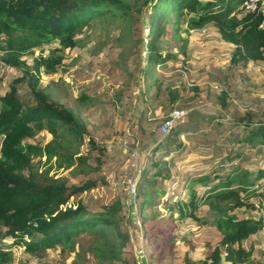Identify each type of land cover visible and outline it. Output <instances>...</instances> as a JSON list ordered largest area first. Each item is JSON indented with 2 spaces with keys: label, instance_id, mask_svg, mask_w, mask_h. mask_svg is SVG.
<instances>
[{
  "label": "rangeland",
  "instance_id": "374dc122",
  "mask_svg": "<svg viewBox=\"0 0 264 264\" xmlns=\"http://www.w3.org/2000/svg\"><path fill=\"white\" fill-rule=\"evenodd\" d=\"M146 9L143 6V10ZM149 9L154 15L164 10ZM167 28L170 29V25ZM147 32V26L136 18L107 16L96 19L77 33L74 48L61 53V65L52 72L42 69L39 74L41 89L57 103L79 114L86 134L83 145L74 150L75 155L66 163L57 158L47 162V157L43 156L35 158L34 164L40 174L48 171L51 178L68 179L75 184L96 180L97 185L82 195L90 208L116 202L124 216L125 225L121 232L130 235V244L123 251L126 263L118 261L114 264H143L145 250L139 240L144 229L139 227L138 234L135 231L134 218L139 203H134L133 197L141 178L153 179L147 174L141 177V172L153 161L168 163L169 178L163 181L166 191L163 199L169 205L188 201L190 188L204 195L234 167L248 170L264 167V145L242 144L237 148L238 139L231 132L230 123L234 118L248 114L264 122V62L237 61L235 46L223 41L217 28L210 24L189 33L183 32L178 42L169 36L167 41L159 44L157 51L161 54L175 52L177 58L169 59L166 68L152 64L146 73H142L145 60L142 42L146 40ZM61 48L58 41L52 42L33 51L26 57V62L32 66L37 58L49 56L51 50ZM2 55L0 50L1 95L16 90L21 100L28 102L31 98L28 84L19 80L22 72L4 64ZM156 71L173 90L186 91L183 100L173 105L167 95L162 94L153 104L142 103L139 80H150L151 73ZM192 87L200 89L199 97L185 100ZM83 97L88 98L85 103ZM174 110L184 112L176 126L190 124L188 131L179 138L183 149L154 156L155 135H160L158 132L164 134L162 125ZM2 140L0 137V150ZM51 140L52 136L43 130L25 142L44 147ZM89 140L99 151L91 149ZM82 156L88 159V163L80 165L75 161ZM203 176H210L208 185L196 182ZM151 189L149 187V193ZM244 199L247 205L237 208L233 214L239 219H261L264 222V197L249 194ZM149 209H140V213L147 216ZM156 212L158 208L153 209V214ZM174 218L176 223L169 226L151 219L144 226L149 234L146 244L152 243L150 237L153 234L163 239L168 234L174 238L167 256H150L153 264L210 263L212 251L217 248L222 251V233L208 206L200 205L194 217L182 220L175 211ZM4 232L0 226V248L13 252L11 264H99L88 253L91 233L76 237L75 249L58 245L38 256L25 247L12 245V239L5 237ZM159 245L162 244L151 245V250H158ZM243 246L252 251L254 262L264 264V229L244 240Z\"/></svg>",
  "mask_w": 264,
  "mask_h": 264
},
{
  "label": "trees",
  "instance_id": "16d2710c",
  "mask_svg": "<svg viewBox=\"0 0 264 264\" xmlns=\"http://www.w3.org/2000/svg\"><path fill=\"white\" fill-rule=\"evenodd\" d=\"M245 0H0V50L1 60L11 68L22 72L19 80L26 82L30 90V100L22 101L16 90L0 93V226L4 236L11 238L14 246L25 247L34 255H41L47 249L63 245L75 249V238L83 233H91L88 253L99 264H114L126 261L125 247L130 244V235L122 233L124 216L116 202L93 209L85 204L82 195L95 187L96 180L71 183L68 179L49 177L48 171L38 172L35 158L47 157V162L57 158L66 163L75 149L85 142L86 128L77 113L54 101L40 87L39 74L42 69L52 72L62 64L66 49L76 46L75 37L96 19L107 16L136 18L146 25L147 38L142 42L145 50L142 73L150 65L167 67L169 59H176L177 53L157 51L160 43L170 36L174 42L181 39L183 32L203 28L213 24L223 41L235 46L234 57L245 62H264V31L260 28L262 14L245 11ZM165 3V4H163ZM163 4V5H162ZM143 6L148 9L143 10ZM164 9L160 14H151L149 8ZM186 22V24H184ZM170 25V29L167 28ZM185 26L187 28H185ZM58 41L61 49L51 50L49 56H41L32 66L26 57L38 48ZM151 79H141L140 100L153 104L162 94H166L174 105L184 99L185 90H173L162 80L158 71L151 73ZM198 87L190 88L188 98L199 97ZM225 97V96H224ZM82 102L88 100L82 98ZM224 103V101H223ZM170 116V115H169ZM231 132L237 140V148L242 144L253 147L264 145V122L253 114L230 121ZM190 124L175 126L167 134L155 135L153 155L160 152L169 155L182 151L180 136L188 131ZM222 126V124H220ZM192 127V126H191ZM46 130L52 140L44 147L31 145L25 140L33 138L37 132ZM91 149L99 148L89 140ZM76 157V156H75ZM78 164L88 163L86 157L75 158ZM167 162L153 161L141 172L152 176L141 178L135 187L133 201L139 203L134 221L135 231L144 229L139 243L145 250L143 264H153L152 254L165 257L174 245V238L166 239L151 235V244H146L149 235L145 224L151 219L168 226L175 224L174 212L178 219L194 217L200 205H206L215 215V223L222 233L220 247L210 254V263L202 264H257L252 251L243 246L244 240L264 229L263 220L239 219L233 212L247 205L244 197L253 195L264 197V167L252 170L234 167L224 178L209 187L204 195L190 188V199L169 205L164 201L166 191L163 181L169 178ZM210 176H203L196 182L208 185ZM194 182V183H196ZM149 187L151 193H149ZM262 187V191L260 188ZM134 203L131 207H134ZM150 207L147 216L140 209ZM158 212L153 214V209ZM165 212V213H164ZM142 219L139 226L138 221ZM117 243V244H116ZM159 245L152 251L151 245ZM13 252L0 248V264H11ZM186 264H193L188 262Z\"/></svg>",
  "mask_w": 264,
  "mask_h": 264
},
{
  "label": "built area",
  "instance_id": "2783aa9c",
  "mask_svg": "<svg viewBox=\"0 0 264 264\" xmlns=\"http://www.w3.org/2000/svg\"><path fill=\"white\" fill-rule=\"evenodd\" d=\"M242 7L247 12L262 14V22L260 28L264 31V0H245ZM184 116L181 110H174L169 118L162 125V132L167 134L170 129L176 126L177 121Z\"/></svg>",
  "mask_w": 264,
  "mask_h": 264
}]
</instances>
